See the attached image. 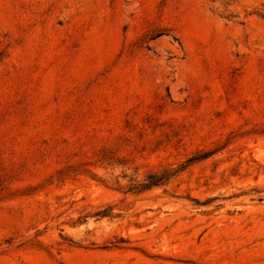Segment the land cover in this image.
Listing matches in <instances>:
<instances>
[{
    "label": "rangeland",
    "instance_id": "rangeland-1",
    "mask_svg": "<svg viewBox=\"0 0 264 264\" xmlns=\"http://www.w3.org/2000/svg\"><path fill=\"white\" fill-rule=\"evenodd\" d=\"M0 264H264V0H0Z\"/></svg>",
    "mask_w": 264,
    "mask_h": 264
},
{
    "label": "trees",
    "instance_id": "trees-1",
    "mask_svg": "<svg viewBox=\"0 0 264 264\" xmlns=\"http://www.w3.org/2000/svg\"><path fill=\"white\" fill-rule=\"evenodd\" d=\"M101 164H104L106 166H112L113 163V157L107 153V152H102V154L99 157L98 160ZM194 159H189L188 161L185 162V164L180 165L178 168L175 170L169 171V170H163L160 173H150L148 174L145 179L139 183H132L130 186H128V191L129 192H135V193H140L146 190H149L153 187H157L160 185H164L168 183V181L176 176L178 173L182 172L190 163H192ZM102 215L108 214V213H101ZM123 242V241H121Z\"/></svg>",
    "mask_w": 264,
    "mask_h": 264
}]
</instances>
